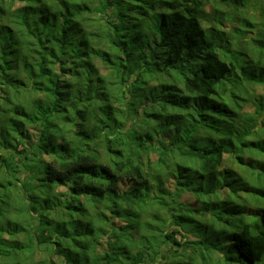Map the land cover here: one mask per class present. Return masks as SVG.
Instances as JSON below:
<instances>
[{
	"label": "trees",
	"instance_id": "trees-1",
	"mask_svg": "<svg viewBox=\"0 0 264 264\" xmlns=\"http://www.w3.org/2000/svg\"><path fill=\"white\" fill-rule=\"evenodd\" d=\"M251 2L0 0V264H178L207 212L242 219L206 253L264 264Z\"/></svg>",
	"mask_w": 264,
	"mask_h": 264
},
{
	"label": "rangeland",
	"instance_id": "rangeland-1",
	"mask_svg": "<svg viewBox=\"0 0 264 264\" xmlns=\"http://www.w3.org/2000/svg\"><path fill=\"white\" fill-rule=\"evenodd\" d=\"M252 2V5H255V2L256 0H251ZM254 6H251V7H247L248 11L247 13L249 14V18L252 19V20H255L254 19V10H253ZM208 9V7H207ZM259 17L258 15L255 17L257 18ZM234 25H237L236 22H233ZM260 24H262V27L260 28L262 31H263V34H264V16H263V19L260 21ZM256 28L257 26L256 25H253V28H251V30L253 32H247V35L248 37L250 35H254V32L256 31ZM259 39L263 40L264 37L261 36L260 34L258 35ZM239 40V37L236 36L232 39V41H238ZM244 40V39H242ZM249 41V40H248ZM253 42V41H252ZM258 43L256 42H253V45H256L254 46L255 49L259 50H264V42L260 45H257ZM264 63V60L262 61ZM243 82H247L249 84V80H245L243 79ZM255 89L257 90V92H260L263 90V86L259 85V86H256L254 88L253 91H255ZM253 106L250 104L249 106L246 107V110H249V111H252L253 110ZM264 114V113H263ZM263 120H264V117H263ZM156 155H153L152 158H155ZM264 170V169H263ZM262 173H264L263 171H260ZM182 199H187V200H190L192 201V197L191 195L189 194H185L183 196ZM242 199H245L244 198V195H237L234 197V200L236 202H240L242 201ZM262 204H264V198H261L259 200V206H261ZM256 207V206H255ZM206 214H208V220L211 221V223H214V230H209V231H206V228L205 226L202 225V230H203V236L204 238H202V242L201 243H198V245H190L188 244L187 247H179L178 248V253H174L172 252V249L174 248H171L169 251H167L168 253H165L164 257L166 258L167 256L169 257V261L171 260H175L178 264H228L227 262L224 261V259L220 256H222V253L221 254H218V251L217 252H214L213 249L212 251L214 253H209V252H205V247H209L210 245L211 246H215L217 248H222L223 245L226 243V241H223V238L224 236L225 237H229L232 233H233V230L235 229V231H239L240 230V227H241V220L240 218L242 219V216L241 214H236L235 216H229V221L231 224H227L226 222L224 221H219V220H216L214 218H210V214L209 212H207ZM206 214L202 215V216H205ZM223 219H226L227 217L225 216H222ZM244 220L245 221H248V222H258L260 223V219H259V216L257 214L254 215V214H250V216L248 218H245L244 217ZM187 226V225H186ZM229 233V234H228ZM184 235H182L183 237L181 238V236L179 234H177L175 237L181 241H183V238L184 240H193L195 239V237H192L189 235H187L186 237V232L183 233ZM193 235V234H192ZM198 239H200V236L198 237ZM197 239V240H198ZM210 244V245H209ZM207 251H210V250H207ZM216 251V250H215ZM217 253V254H216ZM236 259V258H235ZM233 260L232 263L230 264H234V263H245L247 262L246 258H242V259H239L237 258L236 260ZM243 261V262H242Z\"/></svg>",
	"mask_w": 264,
	"mask_h": 264
}]
</instances>
